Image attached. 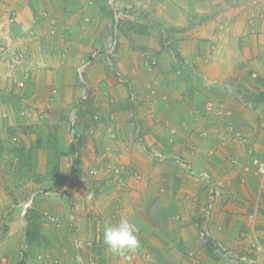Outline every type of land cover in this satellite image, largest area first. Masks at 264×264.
Segmentation results:
<instances>
[{
	"label": "rangeland",
	"instance_id": "374dc122",
	"mask_svg": "<svg viewBox=\"0 0 264 264\" xmlns=\"http://www.w3.org/2000/svg\"><path fill=\"white\" fill-rule=\"evenodd\" d=\"M15 1L0 0V49L3 47L0 52V76L5 73L10 79L8 91L0 85V264H183L174 256H180L179 249L181 252L187 251L185 245L170 247L172 259L165 258L162 253L164 244H146L142 236L145 231L141 228L140 232L138 226L153 223L157 226V236L163 238L168 228L173 230L170 235L174 236L176 226L170 228V223L176 225L179 220L177 216L182 214H172L171 219H165L158 198L152 199V211L145 213L149 220L144 218V222L140 223V213L135 210L139 196L135 190L143 182L141 174L144 172L135 168L131 170L127 166L123 159L125 154L122 156L123 153L117 147L120 146L117 133L111 135L109 131L107 140H99L98 116L102 111H107L110 128H117L125 120V125L136 126L137 132V125L132 124L130 112L137 115L138 109L149 110L150 98L172 94L178 103L181 101L180 105L185 112L194 113L196 117L200 114V107L192 104L196 101L197 92L206 94L204 107L207 115H212L209 112L216 109L225 110L229 105L231 109L233 107L237 110L239 115H236L235 125L229 121L232 127L221 135L231 134L232 139L239 137L238 142L242 143L236 150L229 149L228 144L217 150L220 158L228 155L227 152L235 154L234 160L227 158L234 165L231 166L234 170L232 180L227 176L222 181L216 180L209 174L204 179L205 188L213 184L218 189V200H224V205L229 202L235 205L230 214L222 215L221 221H218L221 222L218 231L223 232L226 227L230 243L226 242L227 237H212L210 227L214 212L212 210L206 221L202 209V216L201 213L197 214L194 222L190 223L197 232L191 230L192 235L189 234L194 240L195 252H198V236V242L204 244L201 245L204 250L198 255H189V264H264V195L255 197L258 205L248 204V200L243 199L245 176L243 173L241 176H238L239 173L234 175L237 170L246 168L249 150L264 154V0H208L203 4L208 6V2L212 3L215 10L203 17H199L194 10L196 0H167L163 5L153 0H141L136 5H114L115 23L117 13L122 8L130 10L119 17L115 53L109 55V58L105 52L107 48L98 53V57L92 59L84 69L83 80L80 69L89 59L79 62L74 70L67 67V63L65 68L56 67V59L60 55L66 59V54L54 51V48L63 44L56 37L54 23L53 27L47 28L49 33L41 30L39 38L33 41L29 37L25 39L21 32L26 34V30L30 29L28 17L21 15L25 18V30L20 24L24 18L19 17V14L15 23L7 21L12 7L16 6ZM225 9L233 10L231 27L238 33L235 41L236 67L230 75H224L220 69L215 68L207 70L208 75L205 73L204 76V72H198L195 64L181 59L177 46L179 34L189 27L197 30L198 25L208 32L222 28L221 24L227 23L226 17H223ZM155 11L161 14L164 11L167 14L165 19L173 26L167 28L171 32L169 35H163L164 45L170 53L168 68H164L163 60L150 52L155 36L153 31L159 34L166 28L164 22L156 17ZM182 20L188 22L189 26L183 25ZM122 29L130 32V36L125 37L127 44L138 41L148 48L146 53L139 51L141 57L130 68L126 65L124 67L123 63L118 68L115 63ZM110 33L97 39L90 50L91 55ZM37 39L42 51L28 54L37 60L35 67L27 70L20 62L11 63L10 53L13 48L17 49L30 40L33 42L29 43L36 50L40 48L36 46ZM212 39L210 37L208 41ZM223 40L218 37V41ZM191 44L195 48L196 42ZM24 55L21 53L16 56L21 58ZM152 59H157L158 63L150 65ZM94 63H99L95 70L100 67L105 69L97 74L104 78L103 83L89 79L90 67ZM119 74L129 84L122 83ZM56 76L63 82L61 93L64 98L59 102L46 99V94L51 90L54 92L56 88V85L50 83ZM84 95L87 98L72 125L73 109ZM131 96L136 97L133 100L139 96L140 102L133 106ZM182 100H188L190 104L187 102L184 106ZM160 105L162 109L164 103L160 102ZM178 110L179 107H176L171 113L168 126V139L176 135L173 145L179 136L176 128V123L181 121ZM217 113L220 121L228 114L227 111ZM44 115L55 117L56 122L51 127L46 126L42 122ZM246 129L256 131L253 145H247V137L243 135ZM172 130H176L175 135ZM206 132V138H218L216 135L211 136L208 128ZM111 137L114 139L111 140ZM136 137L142 139V130L136 133ZM130 149L140 155L136 146ZM156 157L161 162L174 160L170 164L175 172L187 168L193 170L187 157L177 158L171 154H156ZM253 170H256L254 165ZM188 173L196 176L192 171ZM146 183L149 187H157L156 190L151 189L152 192L165 191L163 182ZM145 192L148 193L149 189ZM89 193L92 194L91 199H88ZM122 217L137 226L140 246L134 251L117 255L104 245L102 232L106 224H116ZM180 241L183 242V239Z\"/></svg>",
	"mask_w": 264,
	"mask_h": 264
},
{
	"label": "crops",
	"instance_id": "0c3cea01",
	"mask_svg": "<svg viewBox=\"0 0 264 264\" xmlns=\"http://www.w3.org/2000/svg\"><path fill=\"white\" fill-rule=\"evenodd\" d=\"M153 1L154 3H158L160 5H163V3L167 2V0ZM196 1L197 4H195V7L193 5V7L199 17H203L206 14L208 15L211 12H214V4L209 2L208 6L203 4L207 3L208 0ZM15 2L16 6L12 7L13 10H18L19 17H21V15H24L25 18L28 17V20L31 23L30 29L26 30V34L24 31H21L22 36L25 39L29 37V39L34 41L35 38H39V33L41 34V30L43 32L45 30L48 32L47 28H51V26L53 27L52 23H54L55 30L57 32L56 37H59L60 42L63 43L60 44L58 48H54V51L62 55L66 54V59H64L61 55L59 56L61 59L59 57L56 59L58 61L56 67L58 69L62 67L65 68L67 63V67L74 70L79 62L90 57V50L97 39L109 33L113 28L115 23L113 20V14L115 13L113 6L136 5L139 4L141 0H17ZM232 12L233 10L231 9L224 10L223 17H226L227 23H222V28L208 32L207 30H202V28L198 25L199 29L197 30L189 27L184 29V31L179 34L180 41H178L177 46L179 47L178 51L180 53L181 59L195 64L198 72L202 70L204 72V76L205 73L207 74V70H212L215 68L220 69L224 75H230L232 70L236 67L237 45L235 41L238 33L234 28L231 27V22L234 18L232 16ZM154 13H156V17H158L159 20L164 22L166 28H163V33L159 32V34L153 31L155 36H153L154 40L152 42L150 52L157 55L161 61L163 60L165 66L164 68H168L167 63L170 61L167 60L168 57H170V53L164 45L165 43L163 40V35H169L171 32L168 31L167 28H171L173 26L170 21L165 19L167 14H165L164 11L162 14L160 11H155ZM25 18L20 22L21 27L25 24ZM182 24L189 26L188 22L183 20ZM25 29L26 27L24 26V30ZM8 32L11 33L10 31ZM128 35L130 36V32H126L123 29L120 30L119 47L117 48L115 58V63L118 68H120V63H123L124 67L126 65L127 68L135 66L140 56L139 51L146 53V49H148L147 46H142V44L137 43L138 41H133L132 44H127L125 37H128ZM210 37H213V39L208 41V38ZM218 37L224 38L223 42L218 41ZM33 41L27 40L26 43L22 44L17 49H12L13 51L10 53V61L12 64L20 62V65L27 70L37 65V60L35 58L33 59L29 57L28 54L42 51L40 50L42 46L39 39H37L36 46H40V48L35 50L34 46L29 43ZM193 41L196 42L195 48L191 44ZM21 53L26 54L21 57L22 59L16 56ZM67 54L69 58H67ZM98 64L99 63H94L90 67L91 70L89 73V79L91 81H100L103 83L104 78L99 77L97 74L100 71H105V69L100 67L98 70H95ZM121 70L123 71V69ZM163 76L165 78L166 72L163 73ZM128 79L130 80L131 84V79ZM202 79L203 78H201V81ZM230 79L231 78H228L227 80ZM9 83L10 79L7 77V74L2 73L0 76V85L6 87V91H8ZM50 83L56 85V88L54 89V92L51 90V92L46 94V99H51L57 102L61 101L64 98L61 93V85H63L62 80L60 77L56 76L54 77L53 82ZM34 84L35 81L33 82V85ZM196 95V104H192V106L200 107L198 110L200 114L198 113V116L196 115V117H194V113L189 114L188 112H185L183 110V106L180 105L181 101L179 100L180 103H178V101L173 98L172 94L170 96L158 95L154 99L150 98L151 102L149 104V110L138 109L139 112L136 110L137 119L142 130L141 140L136 137V126L134 127V125L128 124L125 125L126 121L124 120L123 124L117 126V128L114 126H111L110 128V117L108 112L102 111L98 116L100 119V129L98 133L99 140H107L109 138V131L111 132V135H115L117 133L116 138H118L117 141L120 144V146L117 147L123 153L122 156L125 154L123 159L127 166H129L131 170L135 168L144 172L141 174V176L143 175V182L139 183V186L137 187L139 191L137 189L135 190L139 196L138 202L135 204V210L138 211V214L140 213L138 215L141 216V218H138L140 223L144 222V218L149 220V217L145 213L148 210L152 211L150 208L151 201H154L157 198V202L161 203V206L163 207V210L161 211L164 212L165 219H171L172 214H182L181 216H177L179 220L176 225L170 223V228L176 226L175 229L177 231L175 230L174 233L175 235L179 233L176 236L170 235L173 230L169 228L168 231H166L167 235H164L163 238L157 236L155 234L157 226L153 223H146L148 225L138 224V226L140 227V232H142L141 228H143V231H145L142 236L145 239L146 244H164L162 253L165 255V258L172 259V250L170 247H173L174 245H180L183 247V245H185L186 248H188L187 251L181 252L182 250L180 251L179 249L180 256H174L176 260H180L183 262V264L190 263L189 255L195 253L198 255L204 250V248L202 249L201 247V245L204 244L198 242L200 236H196L198 252H195L196 250L193 249V247L196 246H194L195 244L192 243L194 240L191 236V230L196 232L197 230H195L194 225L190 224L194 222V219L198 216L197 214L201 213L200 216H202V212L200 211H202L203 207L207 203L210 187L207 185L208 188H205L204 179H206V176L209 175L214 177V179L221 181L226 176L229 180L233 179L232 172L234 170L231 166L234 165H232L230 160H234L236 157L235 154L233 152H227L228 155H224V157L220 158L218 157L217 150L226 144L229 145V149L236 150V148H238L242 143L238 142L237 138L239 137L232 139L230 138L231 134L221 135L226 133L227 128L229 129L232 127L229 121H231L233 126L235 125V119H237L236 115H239L237 114V110H235L233 107L231 109L229 105V107L225 110L216 109L212 112H209L212 113V115H207L208 112L204 107L205 102L207 101V98H204L206 94L203 92H197ZM133 97L136 98L135 96H131L130 100L132 99V101H134L133 106H135V103L138 104V102H140V98L137 96V100H133ZM160 102L164 103L162 109ZM187 102L190 104L188 100H182V104H184V106L187 104ZM176 107H179L178 113L180 115L179 118L181 121L176 123L179 136L173 145L170 139H168V126H170L171 113ZM223 111H227L228 114L223 116L222 120L220 121L218 116L219 114L217 112L224 113ZM130 115H132L131 112ZM55 119V117L44 115L42 122H44L46 126L51 127L56 122ZM133 123L135 124L134 119H132V124ZM207 128L209 131H211V136L216 135L218 138H206L205 136L207 135ZM214 131H217V133ZM243 135H246L247 137V145H253L256 131L253 129L251 131L246 129V131L243 132ZM110 139L113 140L114 137H111ZM135 146L139 148L140 155L138 152L135 153L130 149ZM64 148H66V146H64ZM251 150L253 153L250 152V155H248L249 157L247 160H249L247 161L246 168L241 171L237 170L234 175L236 176L239 173L238 176H241V173H243L245 176V196H243V199L248 200V204L250 203V205H254L257 204L255 197L258 195H264V178L258 175L256 170H253V164L251 160L256 154V151L254 152L253 149ZM156 154H171L177 158L187 157L191 162L190 167L193 169L191 171L195 173L196 176L193 177L190 173H188L191 172L188 168L186 170L182 169V171L181 169H179L177 172L173 171V167H171L170 163H172L174 160L161 162L157 159ZM214 157H218V159H214ZM227 158L231 159L228 160ZM202 160L204 163L200 164ZM146 181H158L159 184L163 182L165 191L163 193L159 191L152 192L151 189L156 190L157 187H149ZM260 187L261 190L259 189ZM147 189H149L148 193L145 192ZM154 193L157 194V196H155ZM224 203L225 202L224 200L222 201V199L214 203L212 208L214 212L213 221L210 229L212 237H218L216 235H219V237L221 236L222 238L227 237L226 242L230 243L226 227L223 232L218 231V226L221 224V222L218 221H221L220 219L222 215L230 214V212H232L231 209H233L235 205L233 206V204L230 202L226 205H224ZM180 239H183V242H181ZM202 241L205 243V240L202 239ZM174 250L177 251V248Z\"/></svg>",
	"mask_w": 264,
	"mask_h": 264
},
{
	"label": "built area",
	"instance_id": "2783aa9c",
	"mask_svg": "<svg viewBox=\"0 0 264 264\" xmlns=\"http://www.w3.org/2000/svg\"><path fill=\"white\" fill-rule=\"evenodd\" d=\"M114 7V6H113ZM116 11V10H115ZM130 10H124V8H122V10L119 11V14L117 13V16H116V23L114 24L113 28L111 29V33L106 36L104 39H103V44L104 46H102L103 44H99V46L97 47V49H95L93 52H92V55L90 56V58H88L89 60L84 62V64L81 66V69H80V77L81 79L83 80L84 76H83V71L84 69L90 65L91 63V60L94 59V58H97L98 57V53L102 52V50H104L105 48H107L105 50L106 53H108V58H109V55H114L115 53V50H116V47H117V44H118V22H119V17L121 18L122 15H124L126 12H129ZM123 12V13H122ZM17 16H18V12L16 10H11L10 12V15L7 19V21L10 23V24H13L17 21ZM3 47L0 49V52L2 51ZM158 63V60L157 59H152L151 62H150V65H156ZM119 80L122 82V83H125V84H129V81L125 79V77L123 75H120L119 74ZM87 96L84 95L81 99H80V102L74 107L73 109V114H74V120L72 122V125L75 124L77 118L79 117V113H80V110L82 109L81 107H83V101L84 99H86ZM133 112V111H132ZM132 118L134 119L135 121V124L137 125V132L139 133L141 128H140V124L138 122V119H137V115L134 114V112L132 113ZM172 132L174 133L173 135L176 134V130H172ZM175 138H176V135L175 136H172L170 141L171 142H174L175 141ZM250 152H252V150H250ZM162 159V158H161ZM163 160V159H162ZM252 164L255 166L256 168V173L258 175H260L262 178H264V154L262 155H259V154H255L253 157H252V160H251ZM207 177V176H206ZM217 194H218V189L212 185H210V188H209V192H208V199H207V203L205 204L204 208H203V218L207 221L210 216H211V213H212V208H213V205L214 203L216 202L217 200Z\"/></svg>",
	"mask_w": 264,
	"mask_h": 264
},
{
	"label": "clouds",
	"instance_id": "9594fccd",
	"mask_svg": "<svg viewBox=\"0 0 264 264\" xmlns=\"http://www.w3.org/2000/svg\"><path fill=\"white\" fill-rule=\"evenodd\" d=\"M92 198L89 193L88 199ZM138 228L129 219L122 217L116 224H106L102 232L104 245L114 254L122 255L134 251L140 246Z\"/></svg>",
	"mask_w": 264,
	"mask_h": 264
}]
</instances>
